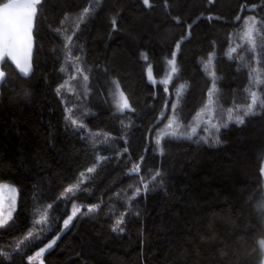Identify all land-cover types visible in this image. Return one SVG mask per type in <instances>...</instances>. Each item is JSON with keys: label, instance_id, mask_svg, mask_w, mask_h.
Returning <instances> with one entry per match:
<instances>
[{"label": "trees", "instance_id": "16d2710c", "mask_svg": "<svg viewBox=\"0 0 264 264\" xmlns=\"http://www.w3.org/2000/svg\"><path fill=\"white\" fill-rule=\"evenodd\" d=\"M149 4L37 5L33 72L3 65L0 184L17 197L0 226V264H33L41 248L43 264H263L264 109L221 126L216 145L168 136L158 153L155 138L171 111L187 126L211 88L220 125L227 109L249 103L264 50L242 34L248 17L264 30V0ZM173 53L177 74L164 82ZM256 91L264 99V84ZM120 93L131 113L119 110Z\"/></svg>", "mask_w": 264, "mask_h": 264}, {"label": "snow or ice", "instance_id": "6c2138e0", "mask_svg": "<svg viewBox=\"0 0 264 264\" xmlns=\"http://www.w3.org/2000/svg\"><path fill=\"white\" fill-rule=\"evenodd\" d=\"M41 2V0H9L8 3H4L2 7H0V59L3 57H10L19 68L20 72L24 73L25 75L30 71V64L25 61L24 63H21L19 59V55L22 51L26 52L30 50L31 47V29L33 26V19L36 12V5H38ZM143 3L146 6H150L149 0H143ZM90 9L86 8L84 9L83 13L79 17V22L82 23L85 19V17L89 14ZM237 19H240V17H237ZM113 25H115L116 21L115 18H113L112 21ZM244 32H243V39L251 46V49L255 51L257 47L264 50V30L259 28L257 26V20L255 17H249L244 21ZM79 24L77 25V27ZM59 31V29H56ZM254 33L256 35L260 36L259 44L257 43V40L254 36ZM68 41L71 40V37L66 38ZM179 45H177V48ZM235 49L229 50V58L231 57V52H234ZM70 55V53H69ZM147 59V56L144 57ZM211 62V56L209 57V63ZM168 63L171 66V71L175 72L177 71L176 65H175V53L172 54V58L168 61ZM205 69L207 70V64H205ZM77 71L80 72L81 70L77 68ZM149 77L151 78V66L148 68ZM252 72H256L257 74L253 77L250 73V79L253 81V83L257 86L260 84H264V79L261 78V73L257 69H252ZM211 75H215V73H210ZM75 78V77H73ZM83 79L85 81L88 80L87 76H84ZM5 82V72L0 71V83ZM63 87V85L61 86ZM117 88H119V85L117 83ZM60 89H57V92L59 94ZM249 91L250 101L249 103L243 108V114L240 113V109H235L236 115H233L234 109L229 108L227 109V120L224 122L223 125L220 124H213L212 127L216 129L217 132H219L220 127H227L228 123H236L238 125H242L245 123V118L250 115H255L257 108V105L259 104V107L264 109V99H261L258 95L257 91H253L251 89ZM121 97H123V93H120ZM214 101L211 99V93H210V102L209 105L206 106L209 109L212 108L214 105ZM119 106V105H118ZM129 104L127 103V98L123 97V104L121 106V110L124 108H129ZM175 107V106H174ZM71 123L74 126L83 127L84 125L82 123L78 124V121L76 119H71ZM173 124H176V127L166 133V135L171 137H179L182 135H185V133H181L179 131V123L176 121H173L168 125L169 128H173ZM197 126H193L191 129V133L188 134V138H191V136H194L197 134ZM201 139H204L201 137ZM159 140H157V144H159ZM205 143H208L207 139H204ZM214 143H219V139L217 138ZM162 151V149H161ZM138 167V166H137ZM87 171L92 172L94 169L90 168ZM83 177V173L81 174ZM156 176H159V172L155 174V176L152 177L154 180ZM83 182V181H82ZM145 188H147V185H145ZM0 189H9L12 193L15 192L14 187H10L6 184H0ZM73 191V187H69L65 190L66 193H70ZM137 192H139V189H137ZM51 207V205H49ZM94 209L92 207H89L88 211L91 212ZM11 218V205L9 206V211L7 214L3 211V200L0 198V226H3L7 224L8 220ZM47 219V213L45 212L41 219L36 220V223H43L46 222ZM72 217H69L64 221V226L67 227L69 222L71 221ZM123 223L122 220L117 221V227ZM116 227L113 228V231H116ZM122 230V229H121ZM31 236V233H29V237ZM55 241L53 240L51 243L47 245V247H51L52 244H54ZM259 244L261 248H264V238L260 239ZM45 249L41 248V251L37 253L39 256ZM31 259V258H30Z\"/></svg>", "mask_w": 264, "mask_h": 264}, {"label": "rangeland", "instance_id": "374dc122", "mask_svg": "<svg viewBox=\"0 0 264 264\" xmlns=\"http://www.w3.org/2000/svg\"><path fill=\"white\" fill-rule=\"evenodd\" d=\"M119 14L120 13H119V11L116 8H110L108 10L107 14H106V17H105L106 18V21L107 22H112L113 21V18H115V21H116L118 19V17H119ZM242 40L245 41L243 39V34H242ZM168 61H167V65H166L165 74H164V76L162 78V80L164 82L171 81L176 76V74H177V71H175V72H172L171 71V66L168 63ZM176 69H177V66H176ZM252 86H253L252 90L253 91H256V86L257 85H255L253 83ZM181 91L182 90L179 89L178 90V94H180ZM213 92L214 91L211 88V91H210V93H211V99H212V96H213ZM209 102H210V94H209V99L207 100V102L205 104H203L198 109V111L195 113V115L193 116L192 120L188 123L187 126L186 125H182L177 120L174 112L171 111L169 113L168 118L165 121V124L159 130V132L157 133V136L155 138V145H156L157 152L158 153H161V149H162L161 140L164 137H168V135H166V133L172 131L176 127V124H173V128H169L168 127V125L170 123H172L173 121L178 122L179 125H180L179 131L181 133H185V135H182V136H179V137H174V138L188 137V134L191 133L192 127L198 125V127H197V134L194 135V136H191V138H194L196 141H200V142H204V139H207L208 140V143H206V144L216 145L217 143H214V141L218 137L215 135L216 129L214 127H212V125L213 124H219V123H217V118H215L217 116V112L218 111L216 110L215 105H213L211 109H209L208 107H206V106L209 105ZM118 105H119L118 106L119 110L122 111L121 110V98H120V101H119V104ZM244 107L245 106H237V108H239L241 110L239 114H241V115L243 114V108ZM255 111L258 112L259 110L256 108ZM236 114L237 113L234 110L233 115L235 116ZM225 121H223L221 124L223 125ZM169 137H171V136H169ZM201 137H203L204 139H201ZM157 140L160 141L159 144H157ZM262 173H263V178H264V161H263ZM10 187H12V186H10ZM2 191L4 192V195H5V204H4V207H3V211H4L5 214H7V212L9 211V206L11 205V214H12L13 213V210H14L15 202H16V197H17L16 192L12 193L9 189H2ZM260 248H261V246H260ZM261 253H262L263 261H264V248H261ZM31 259H32L31 261L33 262V264H40V262L42 261V255L40 254L38 256L37 253H35V254H33L31 256Z\"/></svg>", "mask_w": 264, "mask_h": 264}, {"label": "water", "instance_id": "95a60500", "mask_svg": "<svg viewBox=\"0 0 264 264\" xmlns=\"http://www.w3.org/2000/svg\"><path fill=\"white\" fill-rule=\"evenodd\" d=\"M42 1L43 0H41V2ZM8 2H9V0L6 1L5 3H8ZM3 4L4 3L0 4V7H2ZM35 7H36V12H35V15H34L33 26H32V29H31V36H32L31 47H30V50L29 51H26V52L22 51L20 53V55H19V59H20L21 63H24L25 61H27L30 64V71L26 75L24 73L20 72V70L17 67L16 63L10 57H7V56L6 57H3L2 59H0V71H4L3 70V65L7 61V62H9L14 67V69L17 71V73L20 76L24 77V78L29 77L31 75V73L33 72L32 59H33V53H34V49H35V41H34L33 30H34V26H35L36 15H37V5ZM5 79H6V74H5ZM2 84L3 83H0V87H1ZM123 97H121V106L123 104ZM127 103L129 104L128 100H127ZM129 106H130L129 108H124L122 111L123 112H127V113H131L133 109H132V107H131L130 104H129ZM0 198H2V200H3V207H4V204H5V195H4V192L2 191V189H0ZM263 264H264V262H263Z\"/></svg>", "mask_w": 264, "mask_h": 264}, {"label": "flooded vegetation", "instance_id": "af4514ba", "mask_svg": "<svg viewBox=\"0 0 264 264\" xmlns=\"http://www.w3.org/2000/svg\"><path fill=\"white\" fill-rule=\"evenodd\" d=\"M32 262V261H31ZM33 263V262H32ZM40 264H42V261L40 262Z\"/></svg>", "mask_w": 264, "mask_h": 264}]
</instances>
